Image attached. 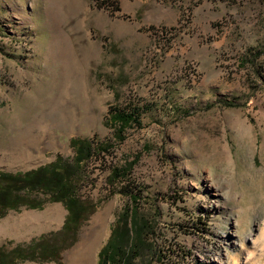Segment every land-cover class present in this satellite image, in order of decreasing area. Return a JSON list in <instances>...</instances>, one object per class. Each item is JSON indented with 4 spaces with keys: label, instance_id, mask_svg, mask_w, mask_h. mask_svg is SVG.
Masks as SVG:
<instances>
[{
    "label": "rangeland",
    "instance_id": "374dc122",
    "mask_svg": "<svg viewBox=\"0 0 264 264\" xmlns=\"http://www.w3.org/2000/svg\"><path fill=\"white\" fill-rule=\"evenodd\" d=\"M115 1L0 0V173L73 164V139L113 145L77 182L95 207L75 235L62 203L21 193L42 207L0 210V251L97 264L127 202L107 178L131 163L123 187L141 193L161 249L149 264L263 261L264 0ZM128 107L141 126L118 143L105 123ZM44 238L59 247L49 260Z\"/></svg>",
    "mask_w": 264,
    "mask_h": 264
},
{
    "label": "trees",
    "instance_id": "16d2710c",
    "mask_svg": "<svg viewBox=\"0 0 264 264\" xmlns=\"http://www.w3.org/2000/svg\"><path fill=\"white\" fill-rule=\"evenodd\" d=\"M99 1L102 6H117L115 0ZM252 66H255V63H252ZM143 112V109L131 107L111 109L105 124L114 131L115 142L120 143L125 140L127 129L141 126ZM72 146L75 151L73 164L56 159L47 166L24 174L0 173V210L15 209L21 205L40 208L42 201L31 202L21 196V193L28 196L45 195L51 202H60L65 206L68 216L62 233L75 235L82 221L95 207L92 201L82 199L78 195L77 182L85 178L84 166L93 157H102L111 153L113 145L100 142L94 147L91 140L73 139ZM131 167L132 164L128 163L125 167L114 168L107 178V185L122 190L127 202L118 214L107 242L99 251L97 264H141L142 261L149 264L153 258L160 257L161 249L156 243L157 228L138 212L141 193L123 187L128 181ZM44 241L45 238L37 244V247L42 249L45 259L49 255L57 256L59 247L66 246V236L60 239V246L56 250L53 244H49L48 249L47 245L41 246ZM24 252L21 248L7 253L0 251V264H13L9 257L11 253H17L20 259H28L29 254Z\"/></svg>",
    "mask_w": 264,
    "mask_h": 264
},
{
    "label": "bare ground",
    "instance_id": "6f19581e",
    "mask_svg": "<svg viewBox=\"0 0 264 264\" xmlns=\"http://www.w3.org/2000/svg\"><path fill=\"white\" fill-rule=\"evenodd\" d=\"M102 237V236H101ZM100 237V238H101ZM260 239H264V233L260 235ZM97 240V239H96ZM259 242V241H258ZM92 244L93 242L89 245V247H87V253H91V249H92ZM254 244V242H253ZM264 246V245H263ZM246 252V251H245ZM245 260H252L255 258V251L254 250H249L248 252H246V255H245ZM88 257H90V254H88ZM234 258H236V254H234ZM263 259V256H260L258 259L255 258V264H264V260L262 261ZM220 264V263H219ZM249 264H253V263H250Z\"/></svg>",
    "mask_w": 264,
    "mask_h": 264
}]
</instances>
